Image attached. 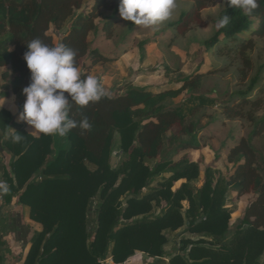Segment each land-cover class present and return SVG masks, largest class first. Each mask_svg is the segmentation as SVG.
<instances>
[{
	"label": "trees",
	"instance_id": "obj_1",
	"mask_svg": "<svg viewBox=\"0 0 264 264\" xmlns=\"http://www.w3.org/2000/svg\"><path fill=\"white\" fill-rule=\"evenodd\" d=\"M86 1H91L89 8L76 14ZM112 1L0 0V98L7 102L14 97L17 113L23 111L22 90L31 82L23 58L27 44L39 38L56 45L52 33L63 29L71 18L60 43L76 51L82 78L95 66L117 61V56L91 48L88 41L90 33L99 31L107 39L112 37L115 17L121 18ZM204 2L196 0L195 8L168 27L185 35L199 19ZM258 4L250 15L226 5L215 23L225 14L230 23L204 42L206 51L242 38L243 42H235V50L243 52L252 47V37H264V0ZM146 43L141 42L139 48ZM262 70L264 66L245 91L234 93L240 102L233 109L223 108L225 118L242 117L246 106L260 107L252 92ZM205 75L196 71L176 79L177 89L158 93L127 82L123 94L106 92L99 102L84 107L73 104L70 118L79 122L87 117L92 128L71 130L64 136L67 149H55L54 135L29 134L15 125L13 114L0 110V150L13 158L8 168L0 160L1 180L10 189L1 199L5 204L15 199L26 206L30 220L41 226L22 264H100L108 257L114 264H124L136 253L152 258L150 264H260L264 255V149H256L253 142L264 135V116L249 118L252 130L229 150L226 161L233 170L228 180L213 182L211 165H207L203 186L195 194L188 186L203 158L200 155L193 162L187 151L203 147L197 121L170 101L184 92L198 91ZM16 134L23 136L19 143L12 142ZM115 135L121 157L117 167L111 163ZM157 179L161 182L153 186ZM178 179L186 183L172 192L171 183ZM230 183L235 185V199L244 201L243 217L233 226L224 208ZM183 201L188 204L184 211ZM153 202L160 207L158 214L153 212ZM182 227L195 239L182 238L179 252L166 261L165 233H179Z\"/></svg>",
	"mask_w": 264,
	"mask_h": 264
},
{
	"label": "rangeland",
	"instance_id": "obj_2",
	"mask_svg": "<svg viewBox=\"0 0 264 264\" xmlns=\"http://www.w3.org/2000/svg\"><path fill=\"white\" fill-rule=\"evenodd\" d=\"M195 2L196 0H176L177 6L171 18L153 28L136 26L131 21H125L122 17L116 15L117 23L113 28L110 39H107L101 31L88 35L91 48H96L105 55L119 57L125 53L121 63L109 65L104 69L102 67V69H94L93 67L90 70L89 75L95 76L99 80L103 75L114 78V74H118L122 70H127L128 73L135 70L136 72L146 73L143 75V78L147 79L146 83H151L152 87L162 92L177 89L179 85L175 83L176 79L188 77L196 71L206 74L198 91L184 92L177 99L170 101L172 105L183 107L185 116L197 121L198 137L203 148L199 151H187L193 162H196L200 155L203 158V162L198 164L196 178L188 182L193 194L203 186L205 166L207 165H211L213 182L218 178L224 181L228 180L233 170L232 166L226 161L229 150L241 138H246L252 130L253 125L249 118L257 120L264 116V70H262L258 85L252 92V98L258 100L260 107L258 109L251 106L244 107L240 118L229 119L222 114L224 107H231L232 109L236 107L240 100L238 97L236 98L234 93L245 91L249 87L250 80L257 74L258 69L264 66V37H252V47L246 48L243 52L235 50L237 47L235 42H243L242 38L227 45L222 42L216 48L206 51L204 42L215 35L217 31L215 21L226 6L225 0H205L204 7L199 10V19L194 20L189 25L188 31L183 36L168 27L170 23L176 22L182 13L195 8ZM111 4L113 7L118 8L119 0L112 1ZM90 5L91 1L84 2L81 10L76 14L86 11ZM104 15L110 16L111 12H104ZM72 21L73 18L69 19L63 29L52 33L56 45L60 44L61 38L68 32ZM99 28H101V25ZM145 41H147L146 45L139 48V44ZM245 60H248V63ZM114 81L115 83H111L109 89L111 93H114L112 96L118 95L115 91L123 89L127 84V81L116 79ZM199 97L202 98V102ZM9 105L13 104L8 103L7 106ZM62 138L60 137V141ZM63 140L65 141V139ZM115 142L117 146H115L111 158L113 167L119 166L121 162L117 135H115ZM253 144L256 149L262 151L264 149V135L255 139ZM8 154L4 149L0 150L3 160L7 157L5 159L6 164H9L13 159ZM146 163L148 165L154 164V162ZM163 177L169 178V175L164 174ZM160 182L161 180L157 179L153 186H157ZM185 183V179L173 181L170 190L174 192ZM234 186V184H229L225 194L226 202L224 206L230 214L231 226L241 220L244 211V201L235 199ZM121 200H124V197ZM152 205L154 207L153 212L158 214L160 207L156 206L154 202ZM187 207V202L183 201L182 211ZM178 232L165 233L167 237V244L164 246L166 261L170 256L179 252L182 238L195 239V237L186 233L184 227L179 229ZM152 262L153 259L145 254L136 253L124 264H150ZM263 262L264 255L259 263L263 264ZM100 264L114 263L108 257Z\"/></svg>",
	"mask_w": 264,
	"mask_h": 264
},
{
	"label": "clouds",
	"instance_id": "obj_3",
	"mask_svg": "<svg viewBox=\"0 0 264 264\" xmlns=\"http://www.w3.org/2000/svg\"><path fill=\"white\" fill-rule=\"evenodd\" d=\"M225 4L227 8L241 9L245 15L259 7L258 0H225ZM176 6V0H119L118 11L125 21L153 28L169 20ZM230 19L229 15H223L216 23L217 29L226 27ZM76 55L75 50L63 43L49 46L35 38L27 44L23 58L30 70L31 82L22 90L26 99L19 119L31 125L33 132L64 137L77 127L91 130L88 118L77 122L70 118V109L73 104L84 107L99 102L106 91L97 77H81ZM3 104L4 98H0V107ZM11 139L19 143L23 136L16 134ZM9 191L7 182L0 180V195Z\"/></svg>",
	"mask_w": 264,
	"mask_h": 264
},
{
	"label": "crops",
	"instance_id": "obj_4",
	"mask_svg": "<svg viewBox=\"0 0 264 264\" xmlns=\"http://www.w3.org/2000/svg\"><path fill=\"white\" fill-rule=\"evenodd\" d=\"M124 54L125 53L120 55L117 61L112 63H107L104 66L103 65L95 66L94 69L101 67L104 69L105 67H109V65L121 63L122 62L121 60L125 56ZM126 71L127 70H122L118 74L115 73L114 78L113 77L109 78L106 75H103L101 77L100 82L102 83V85L105 88V91L108 94L109 93L111 95L114 94L113 92L111 93V91H109L110 85L115 83L114 79L119 81H127L129 82V84H131L134 87L144 88L152 93L160 92L159 90L152 87L151 83H146L147 79L143 78V75H145L146 73L136 72L135 70L130 71V73ZM124 91H125V87L115 92L118 94H123ZM8 103H12L13 105L7 106ZM1 109L9 111L11 114L15 116L14 117L15 125L22 126L29 134L35 137L40 135L38 133L33 132L34 129L31 125H28L25 121L19 119V116L22 112L17 113V108L14 103V97H12L7 102H4L3 106L0 107V110ZM58 137L59 135H54L55 149L57 150H59V148L67 149L68 142H65L63 140L64 137L62 138L61 141H60V137L59 138ZM0 145H1V141H0ZM2 157L3 156L0 155V160H2L6 168H8L12 161H10L9 164H6L5 159H7V157L4 160ZM0 180H1V175H0ZM15 201L16 200L13 199V202L11 204H5L3 203L0 196V239L3 244L2 246H0V250H1L0 264H22L30 249L31 239L36 233L41 231V226L30 220L29 209L26 206L17 204Z\"/></svg>",
	"mask_w": 264,
	"mask_h": 264
}]
</instances>
